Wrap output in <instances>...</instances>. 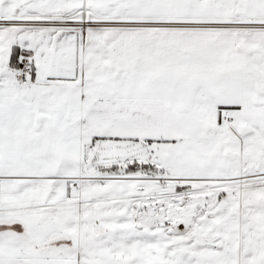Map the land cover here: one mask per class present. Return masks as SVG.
I'll use <instances>...</instances> for the list:
<instances>
[{
  "label": "snow or ice",
  "instance_id": "snow-or-ice-1",
  "mask_svg": "<svg viewBox=\"0 0 264 264\" xmlns=\"http://www.w3.org/2000/svg\"><path fill=\"white\" fill-rule=\"evenodd\" d=\"M0 264H264V0H0Z\"/></svg>",
  "mask_w": 264,
  "mask_h": 264
}]
</instances>
